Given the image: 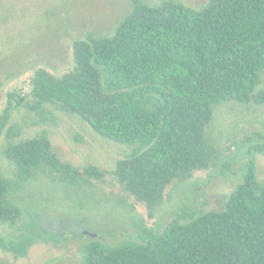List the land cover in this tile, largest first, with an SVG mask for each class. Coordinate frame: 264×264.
<instances>
[{
    "label": "trees",
    "instance_id": "obj_1",
    "mask_svg": "<svg viewBox=\"0 0 264 264\" xmlns=\"http://www.w3.org/2000/svg\"><path fill=\"white\" fill-rule=\"evenodd\" d=\"M131 6L112 35L74 41L72 70L58 76L40 67L29 91L8 93L0 134L6 132L4 154L17 171L15 179L0 172V224L23 221L13 195L40 175L81 187L113 174L153 210L175 181L218 158L209 128L220 103L264 104V0H210L201 9L176 0ZM48 104L79 116L102 138L133 145L132 152L110 172L63 159L46 132L15 140L14 110L26 106L46 116ZM253 149L264 153V142ZM29 215L20 234L0 236V248L16 258L55 238ZM89 232L85 264H264V182L252 158L224 209L180 213L161 233L141 228L138 239L112 245Z\"/></svg>",
    "mask_w": 264,
    "mask_h": 264
},
{
    "label": "rangeland",
    "instance_id": "obj_2",
    "mask_svg": "<svg viewBox=\"0 0 264 264\" xmlns=\"http://www.w3.org/2000/svg\"><path fill=\"white\" fill-rule=\"evenodd\" d=\"M144 1L157 5L163 0ZM176 1L201 9L210 0ZM131 8V0H0V116L10 91L30 90L36 69L47 67L58 76L69 72L75 66L74 41L90 33L112 35ZM259 89H264V74ZM46 109V116L26 106L15 109L10 121L15 140L46 132L63 159L110 172L134 148L100 137L79 116L55 105ZM209 134L219 148L216 161L187 180L175 181L153 210L137 202L113 174L81 187L48 175L29 181L13 195L23 208V221L0 224V236L20 234L31 213L55 238L37 242L19 258L0 248V264H85L84 244L93 238L87 230L112 245L138 239L141 228L161 233L180 213L224 209L252 158L258 180L264 182V153L253 149L264 142V104L220 103ZM7 142L6 132L0 134V172L15 179L17 168L4 154Z\"/></svg>",
    "mask_w": 264,
    "mask_h": 264
},
{
    "label": "water",
    "instance_id": "obj_3",
    "mask_svg": "<svg viewBox=\"0 0 264 264\" xmlns=\"http://www.w3.org/2000/svg\"><path fill=\"white\" fill-rule=\"evenodd\" d=\"M85 233H90V232L87 230V231H85ZM92 235L95 236V237L97 236L96 233H93Z\"/></svg>",
    "mask_w": 264,
    "mask_h": 264
}]
</instances>
